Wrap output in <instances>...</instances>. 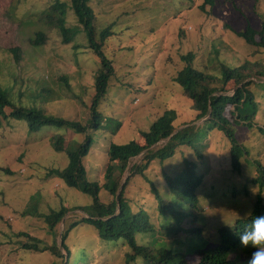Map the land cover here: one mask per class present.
Returning <instances> with one entry per match:
<instances>
[{
	"label": "rangeland",
	"instance_id": "374dc122",
	"mask_svg": "<svg viewBox=\"0 0 264 264\" xmlns=\"http://www.w3.org/2000/svg\"><path fill=\"white\" fill-rule=\"evenodd\" d=\"M55 2L65 5L64 27L73 34L70 40L64 38L61 26L50 22ZM91 4L97 40L107 26L113 31L103 50L114 71L106 96L98 105L103 126L91 134L95 140L83 162L88 179H98L102 185L100 197L106 202L112 199L103 187L111 142L135 139L143 144L141 132L169 108L177 112L174 124L178 129L191 121L201 125L207 118L195 120L193 101L175 81L186 63L182 55L194 53V65L219 76L218 84L221 64L235 67L248 62L264 66V49L248 44L233 31L248 24L259 29L264 20V0H214V4L208 0H92ZM39 32H43L45 40L33 43ZM14 47L20 48L18 60L11 51ZM99 61L89 47L71 0H0V87L13 102L30 103L46 114L86 124L92 116ZM254 80L256 84L250 87L260 93L255 127L248 130L242 123L233 124L238 141L250 151L242 158L241 170L232 169L227 135L212 129L197 147L203 152L201 158L194 149L183 147L164 167L154 162L131 178L127 196L135 210L137 206L149 207L151 221L155 225L161 222L156 217L150 180L162 193L167 188L163 170L182 165L188 156L196 162L197 174L202 178L197 193L203 210L197 213V219L207 225L201 235L195 233L201 238L200 244L208 247L216 243L217 225L250 213L258 192L264 197V187L252 179L259 174L255 161L264 165V133L258 131V127H264V88L257 85L264 83V77ZM225 89L224 94L231 95L236 86L231 81ZM114 121L120 122L115 133ZM57 128L68 139L76 136L59 125L30 133L26 123L0 121V166L9 170L0 169V264H60V258L49 250L25 249L24 243L37 242L36 238L39 246L56 243L67 255L61 245L65 224L87 216L82 209L73 208L91 203L92 196L68 186L57 176H48L50 168H64L69 162L67 151L58 152L51 144L50 137ZM79 138L83 141L85 134ZM143 156L130 160L122 182L133 175L132 166L141 163ZM62 203L71 210L51 232L41 214L60 208ZM156 226V236L165 241L178 239L177 243L185 242L187 246L194 243V234L169 235L172 229ZM153 233H140L138 243H152ZM67 243L73 252V264H143L141 258L127 263L125 255L130 248L124 239L103 241L87 222H80L71 231ZM186 255L191 257L190 252Z\"/></svg>",
	"mask_w": 264,
	"mask_h": 264
},
{
	"label": "trees",
	"instance_id": "16d2710c",
	"mask_svg": "<svg viewBox=\"0 0 264 264\" xmlns=\"http://www.w3.org/2000/svg\"><path fill=\"white\" fill-rule=\"evenodd\" d=\"M91 1L71 0V6L78 22L85 30L89 47L100 59V68L96 74L95 92L91 104L92 116L87 120L86 124L79 120H70L46 114L41 108L29 105L30 103H27L28 105L23 103L18 105L0 87V116L2 117L0 121L26 123L30 133H37L45 126L59 125L66 129V133L70 130L76 134V136H72V139H68L57 128L56 130L58 131L50 137L54 150L58 152L67 151L69 162L64 168H50L48 176H57L68 186L92 196L91 203L73 208L82 209L87 216L81 220L74 221L70 225L65 224L61 235V245L67 255L63 253L61 247L56 243L48 246H39L40 240L37 238L34 239L37 242L24 243L23 247L40 252L49 250L57 259L60 258V264H73V252L67 243V239L70 237L71 231L80 222H87L91 227H94L99 238L103 241L107 239H110V241L120 238L124 239V244H127L130 248V251L125 255L127 263L141 258L143 264H246L252 249L240 246L237 234L250 224L255 215L264 214V197L260 192L255 198L250 213L217 225L216 229L219 230L218 241L206 247L200 244L201 241L198 239L201 238L196 235H201L204 232L207 222L204 221L201 224L197 219V213L203 210L197 193V188L201 185L202 178H199L197 174V164L194 160L185 156L182 165L167 168L166 171L163 170L162 173L165 177L167 188L162 189V193H160L154 181L149 179L155 198L156 217L161 221L156 223V225H160L161 229H172L173 232L169 233V235H179L181 237L183 232L189 235L194 234L196 237L190 235L194 241L192 246H187L185 242L177 243L178 239L165 241L160 236H156L155 232L159 231L157 230L158 227L151 221L153 214L149 211L150 208L143 206L138 208L137 206V210H135L127 196V187L133 176L143 173L154 162L163 164L164 167L165 162L173 160L183 147L194 149L197 157L201 158L203 152L197 147H199L202 138L206 139L208 137L209 131L212 129L223 131L227 135L226 137L230 143L229 154L232 169L241 170L242 158L244 155H249L250 151L247 145L238 141L233 124L242 123L247 126L248 130L255 127L253 119L258 115L260 101L257 97L260 93L253 90L250 86L256 84L254 77H264V66L259 67L256 64V66H253L248 62L235 67L221 64L219 72L222 77L221 83L218 84L216 82L219 80V76H215L211 72H206L194 65V53L188 52L182 55V59L186 63L178 71L175 81L181 87L183 93L193 101V108L196 111L195 120L203 117L207 118L201 125L191 121L178 129L174 124L177 112L175 109L169 108L151 124L147 131L141 132L142 139H144L143 144L135 139L124 143L111 142L107 149L108 164L104 173L105 181L103 187L112 196V199L103 202L100 197L102 185H100L98 179H88L89 174L83 159L89 153L90 147L95 140L91 134L103 126V114L98 109V105L102 98L106 96L114 71L112 61L104 53L103 46L106 39L113 34V31L111 26H107L100 32V41L97 40V30L94 24L95 11ZM208 1L214 4V0ZM65 12V5L55 2L51 7L50 22L61 26L64 38L70 40L73 34L71 35L69 28L64 27ZM233 31L248 44L264 49V20L259 29L248 24L240 30L236 28ZM45 38L46 36L43 32H39L32 42L37 44L45 40ZM11 51L18 60L20 58V48L14 47L11 48ZM231 81L236 86L234 93L231 95L224 94L227 84ZM239 84L240 86H238ZM257 85L264 88V83ZM216 92L222 93L216 94ZM231 105L234 106V109L230 108ZM229 114L232 117L227 116ZM229 118H232L233 121ZM113 123L115 126L112 131L115 133L120 122L114 121ZM89 129L92 130L91 133H88ZM258 131L264 133V127H258ZM80 134H85L83 141L79 140ZM162 141L164 143L156 147V144ZM143 154V161L139 164H134L131 168L133 175L122 182L130 160ZM255 162L257 163L256 172L259 171V174L257 173L258 176L252 179L264 187V165L258 160ZM0 169H6L9 172L7 168L0 166ZM70 210L71 207H67L62 203L60 208L51 209L49 213H43L41 216H43L52 232L55 231L58 224ZM150 232H154L152 234L153 242L144 245L139 244V234L142 233L143 235ZM188 252L191 253V257H187L186 253Z\"/></svg>",
	"mask_w": 264,
	"mask_h": 264
},
{
	"label": "clouds",
	"instance_id": "9594fccd",
	"mask_svg": "<svg viewBox=\"0 0 264 264\" xmlns=\"http://www.w3.org/2000/svg\"><path fill=\"white\" fill-rule=\"evenodd\" d=\"M237 239L240 246L252 249L246 264H264V214L255 215Z\"/></svg>",
	"mask_w": 264,
	"mask_h": 264
}]
</instances>
